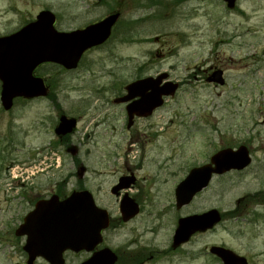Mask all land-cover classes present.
<instances>
[{
	"label": "rangeland",
	"instance_id": "1",
	"mask_svg": "<svg viewBox=\"0 0 264 264\" xmlns=\"http://www.w3.org/2000/svg\"><path fill=\"white\" fill-rule=\"evenodd\" d=\"M45 5L78 18L77 25L67 21L66 29L111 9L121 16L111 41L90 51L75 71L40 69L49 98L16 101L8 111L0 106V230H14L36 197L75 189L81 163L87 168V187L115 215L118 207L108 198V187L124 163L140 161L141 142L129 137H157L144 149H158V158L150 156L170 161L161 168L151 158L141 164L145 211L127 225L114 221L110 230L119 263L220 264L208 248L222 245L249 264H264V201L251 198L264 192V0H239L234 10L217 0H0V33L18 24L19 13L10 14L11 8L28 16ZM140 65L150 73L167 71L180 86L151 118L129 131L111 86L128 82ZM212 66L223 70V86L201 78ZM61 114L78 119L63 144L53 132ZM241 144L249 148L252 164L215 179L182 210L216 207L224 219L173 249L178 213L173 191L188 168L174 164L172 156L183 151L199 163L208 152ZM22 173L26 184L21 187L13 176ZM2 247L0 241V264L19 259L12 246Z\"/></svg>",
	"mask_w": 264,
	"mask_h": 264
},
{
	"label": "water",
	"instance_id": "2",
	"mask_svg": "<svg viewBox=\"0 0 264 264\" xmlns=\"http://www.w3.org/2000/svg\"><path fill=\"white\" fill-rule=\"evenodd\" d=\"M228 8H233L236 0H223ZM47 13H43L38 21L28 25L18 33L0 38V102L4 110H9L15 97L32 98L46 94V88L41 78L32 75L34 68L43 62H54L66 69L75 68L82 53L104 42L109 34L111 26L115 23L118 14L111 15L84 30L70 33H57L48 25ZM51 18V24H52ZM45 31L34 43L28 39L30 31L40 29ZM221 71H215L207 78L208 82L222 85ZM166 75L159 76V80ZM151 78L136 81L127 86L128 95L121 100L126 101L131 97L140 96V99L127 107L128 113L139 111L137 114L145 116L154 108L162 104V96L174 94L177 84L167 82L160 90L146 94L150 86ZM75 125L74 119L60 118L56 128L57 134L63 135L71 132ZM130 126V122L128 124ZM214 164L192 169L186 178L175 189L177 207L187 204L192 196L202 190L209 182L212 172L223 173L231 169L240 170L250 163L248 150L245 146H239L236 150L223 149L211 157ZM123 219L127 220L136 213V209H129L124 201L121 203ZM220 219L216 210L194 215L179 220L175 231L173 245H177L189 238L198 230L211 228ZM108 224L107 213L97 208L91 195L86 192H73L66 199L59 201L56 196L49 200L40 201L35 209L30 212L19 226L17 234L29 231H45L40 236L29 232L28 239L36 237L46 239V248L50 252L63 250L66 247L78 250L81 247L94 245L100 240V230ZM31 242H28L29 248ZM90 243V244H89ZM88 244V245H87ZM42 249V248H41ZM30 251L32 249L29 248ZM44 250V251H43ZM49 250V249H48ZM41 252H45L42 249ZM210 252L217 255L223 264H247V260L232 251L222 247H212ZM34 256L35 253H32ZM115 257L108 262L94 257L85 264H113Z\"/></svg>",
	"mask_w": 264,
	"mask_h": 264
},
{
	"label": "flooded vegetation",
	"instance_id": "3",
	"mask_svg": "<svg viewBox=\"0 0 264 264\" xmlns=\"http://www.w3.org/2000/svg\"><path fill=\"white\" fill-rule=\"evenodd\" d=\"M10 14H16L19 13L17 15H15L16 17V21H18V24H15V27H12L8 32H4V33H0V38H5V37H9L12 36L16 33H18L19 31H21L22 29H24L25 27H27L28 25L36 22L38 20V18L40 17L41 14L43 13H47V18H48V25L49 27L52 26L53 30L56 32H63V33H67V32H71V31H75V30H83L85 28H87L88 26H91L93 24H96L100 21H102L103 19L107 18L108 16H111L112 14L116 13V10L111 9L110 11L104 13L102 16L97 17L96 20H92L91 22H88L86 24H84L83 26H74V27H70L68 29L64 28L63 25H65L67 23V21H77L78 18L76 16L74 17H67V11H65L62 14H58L57 11H55L53 8H51L50 6H40L37 10H35L33 13H30L28 16H23L21 15V12L16 11V8H11L8 11ZM63 15V18L61 17ZM121 16V15H120ZM120 16L117 20L116 23H114L111 27V31H110V35L107 38V40L105 42H103L101 44V46L99 47H93L90 48L88 50H86L82 56L81 59L78 63V66H80L82 60L86 57V55L90 52V51H94L96 49H100L103 48L104 46H106L112 39L113 35L115 34V32L117 31L118 28V23L120 20ZM51 18L53 19V23L51 24ZM78 22H75L73 25H77ZM82 25V24H79ZM42 27H40V29H34L33 31H30L29 33V37L28 39L31 40L33 43L37 40L40 39V35L43 34V31L41 30ZM43 29V28H42ZM45 31V29H43ZM46 32V31H45ZM54 64L52 63H42L38 66L35 67L33 73L35 76H40V69H42L45 66H53ZM56 67L60 68V70H63L65 72H68V70H65L57 65H55ZM137 67V66H136ZM135 67V68H136ZM217 67L212 66L210 67L209 71H205V74L201 77L202 79L205 80L206 82V78L207 76L213 71V70H217ZM78 69V68H77ZM71 72V71H69ZM163 73V71H156L153 73H150L148 70H144L142 69V65L137 67L136 71H132L130 76H129V81L126 83H119V85H112L111 86V90H115L114 95H113V103L116 106L120 107V111H121V117L124 118L125 123H127V110H126V106L127 104L125 103H118L117 104V100L119 98H122L125 96L126 94V87L129 83H132L134 81H137L141 78H151V84L150 86L146 89V93L151 94L153 93L155 90H160L163 86L164 80H159V74ZM169 80L171 79V75L169 74L167 77ZM210 85L216 86L213 83H208ZM118 86V87H116ZM121 88V90H120ZM50 87H48V93L45 97L43 98H49L50 97ZM136 100V98H132V100H130L131 102ZM158 110L155 109L149 116L147 117H139V116H134L133 117V122H132V127L130 129L133 128V126H135L137 124L138 121L140 120H146L149 117L151 118L153 116L154 113H156V111ZM62 115V114H61ZM60 115V116H61ZM66 117L69 118H73L78 122V119L73 116V115H66L63 114ZM59 116V117H60ZM58 117V118H59ZM58 124V119H57V123L55 124L54 128H53V132L54 129L56 128ZM130 129H127L130 131ZM76 131V129L67 135H63V136H56V142L59 144H63L66 143V141L69 139L70 136H72V134ZM130 141L133 142H141V151H140V161H138L139 164H137L136 166H131L128 165L127 163H124V165L120 168V171L117 172V176L115 177V179L113 180V182L110 183L109 187H108V198L111 199L113 198L114 201H116L117 203V213L115 215H113L109 209H107L106 207L102 206L101 201H99L96 196L95 193L87 187V181L89 180L88 177H86V172H87V168L81 163L78 166V184L77 187L73 190H77V191H82V190H87L89 192H91L94 202L95 204L100 207V208H104L107 210L108 212V217H109V225L107 228H105L104 230L101 231V240L99 242H97L95 245H91L89 246L88 249L90 250H86L84 248H81L79 250H73L70 248H65L62 251H55L53 253L51 252H41V243L42 240L40 241L39 239H35L33 241V244H35V248L33 249V251L35 253H37L36 255H34V258H31L29 254H31L28 250H26L24 248L26 242H27V235H16L15 234V228L21 223L23 222L24 217L34 208V206L36 205V203L40 200L46 199L48 198L51 194H56L59 196V198H63L64 194H62L61 190H57L55 189L54 193H51L49 195H45V196H38L36 197V199L34 201H32L31 206L29 208V210L20 218V222L17 224V226L14 228V230H6V229H1L0 230V240L1 241V245L3 246L2 248L5 247H9L12 246L15 249V254L18 255V260H16L15 262H11L9 264H85L87 261H89L94 255H96L101 261L103 262H108V260L112 259V256L115 257V261L113 264H120L118 261V254L115 250L114 247V239L112 237H110V233H111V229L114 225V221L117 222L119 225H127L131 222H133L137 217H139L141 215V213H144L145 211V203L147 202V198L145 199L144 196L146 195L144 192V187L146 186V184L142 183L143 180H145L146 177L138 175L139 173V169H141L143 167V165H141L142 163L145 162L146 158H151L153 159V157H151L150 155H154L155 158H158L160 156V150L155 149L153 151H147L146 149H144V145H147L148 143H151L153 139H157V137H129ZM73 151H75V149H72ZM88 151V150H87ZM183 151H180L179 154H175L172 156V158H174V164L176 163L177 165H179L180 167H184V169L187 167L188 170L186 172V174L189 172L190 169L194 168V167H198L201 166L203 164H206L209 162L210 157L216 153V151H211L210 153L208 152V154L205 156V160L199 162V163H194L193 161H191L190 159H187L188 156H183ZM176 158V159H175ZM180 158V160H179ZM252 158V157H251ZM170 160L167 159L165 161H160V160H156L153 159V161H151V163L153 162V166L161 168L160 165H166ZM252 162H253V158H252ZM146 163L150 164V160L147 161ZM242 171H239V173ZM93 173H97L99 174L98 170H94ZM186 174L177 182L179 183L185 176ZM227 175V173L221 174V175H214L211 179V182L214 181L215 179H219L222 180V178H224ZM210 182V184H211ZM17 183L20 184V186H25V182H19L17 181ZM177 183L175 184V186L177 185ZM209 184V185H210ZM145 185V186H144ZM208 185V187H209ZM174 186V188H175ZM56 186H54L55 188ZM207 187V188H208ZM206 188V189H207ZM99 190V188H97ZM206 189L202 190L200 193H198L187 205L182 206V207H177L175 204V199H174V205L173 207L175 208L176 211H178V213L175 215V220H176V225L178 223V220L182 217H186L189 215H193L196 214V212H183L182 210L185 208H189L190 205L193 204L194 200L196 199V197L198 195H200L203 191H205ZM57 191V192H56ZM174 194V191H173ZM252 199H254L257 204H259V201H264V192L262 189L258 190V192H256L255 194L252 195L251 197ZM126 202L129 206V209L133 210L136 209V214L129 218L126 221H123L122 215L119 212V206L122 202ZM239 203V201H238ZM212 208H216V207H211L208 208L207 210H211ZM218 209V208H216ZM219 210V209H218ZM220 211V210H219ZM203 212V211H202ZM201 213V212H199ZM221 213V211H220ZM256 217L260 218V215L258 213H256ZM114 230V229H113ZM175 230V229H174ZM33 233H36L35 231H32ZM174 233V232H173ZM198 234H202V233H198ZM196 235V234H195ZM194 235V236H195ZM6 238H10L11 242L9 240H6ZM192 238V237H191ZM185 242L184 244L188 243L190 241V239ZM108 240L110 241V244L108 243ZM131 242V240L129 241V243ZM183 245V244H182ZM176 246L177 247H180ZM175 249V248H173ZM145 252V250H140L139 251V257ZM216 260L220 263V261L216 258ZM30 261V263H29ZM134 263L135 260H134ZM221 264V263H220Z\"/></svg>",
	"mask_w": 264,
	"mask_h": 264
}]
</instances>
